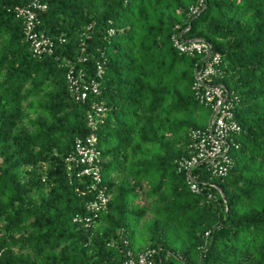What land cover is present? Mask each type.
<instances>
[{
  "label": "trees",
  "instance_id": "16d2710c",
  "mask_svg": "<svg viewBox=\"0 0 264 264\" xmlns=\"http://www.w3.org/2000/svg\"><path fill=\"white\" fill-rule=\"evenodd\" d=\"M32 1L0 0V264H126L145 250L156 264H264V0H41V54L17 11ZM204 63L239 126L222 176L182 167L209 124ZM90 135L99 181L75 151Z\"/></svg>",
  "mask_w": 264,
  "mask_h": 264
},
{
  "label": "built area",
  "instance_id": "2783aa9c",
  "mask_svg": "<svg viewBox=\"0 0 264 264\" xmlns=\"http://www.w3.org/2000/svg\"><path fill=\"white\" fill-rule=\"evenodd\" d=\"M41 0H33L30 5L22 8H17L18 14L23 16L27 20L26 34L27 38L31 42L32 51L34 54H41L44 51H51L49 40L38 37L37 33L32 31V19L34 14L30 8L42 9L46 8V4L40 3ZM175 46L182 52L188 54H194V52H205L208 59L212 56L211 46L203 41H180L173 37ZM214 64L217 62L218 56H212ZM212 63L202 65L200 71L196 73V81L194 83L197 89L201 88L200 97L201 101L209 107L211 111V119L206 129H196L191 132L193 143L192 147L195 149L196 154L190 159H186L182 162V167L187 170L188 173L200 162H205L209 165V168L213 173L222 176L225 175L228 169V159L226 153V140L230 137L232 132H238L239 126L233 119L232 101L228 97L227 90L221 84L212 83L210 75L213 72ZM68 80L72 83H76L72 80V70L67 74ZM91 91L97 93V86L93 84ZM85 91H80L79 97L85 98ZM100 110V107L97 108ZM92 114L88 116L89 125H93ZM95 137L90 135L86 137L85 143L80 140L75 142V151L79 157L78 161L81 164H86L82 169L81 174L92 175L96 181L100 180L99 173L92 167L95 160V150L92 147ZM68 161L75 160L74 157H68ZM97 162V161H96ZM190 189L197 191V185L194 181L190 183ZM107 202V196L98 195L96 200L92 202L89 208L92 211H99L103 205ZM126 264H156L153 259V251L145 250L136 255L129 254Z\"/></svg>",
  "mask_w": 264,
  "mask_h": 264
},
{
  "label": "rangeland",
  "instance_id": "374dc122",
  "mask_svg": "<svg viewBox=\"0 0 264 264\" xmlns=\"http://www.w3.org/2000/svg\"><path fill=\"white\" fill-rule=\"evenodd\" d=\"M211 113H210V111H208L207 109H201L200 111H199V118L201 119V120H199V123L201 124V125H206V124H208L209 123V121H210V119H211Z\"/></svg>",
  "mask_w": 264,
  "mask_h": 264
}]
</instances>
